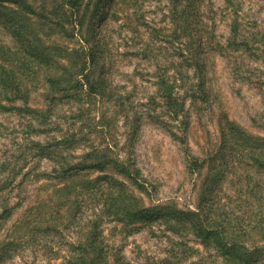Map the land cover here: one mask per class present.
Wrapping results in <instances>:
<instances>
[{
  "label": "rangeland",
  "instance_id": "1",
  "mask_svg": "<svg viewBox=\"0 0 264 264\" xmlns=\"http://www.w3.org/2000/svg\"><path fill=\"white\" fill-rule=\"evenodd\" d=\"M76 1L80 8L76 18L70 17L75 21L87 14L83 31L74 37H58L39 16L56 2L18 0L20 8L33 14L28 20L29 33L43 37L48 33L69 48H79L84 41L106 64L108 92L113 97L105 92L85 104L62 103L52 121L60 131L89 133L87 143L67 154L73 163L87 151L108 152L109 148L113 152L110 157L133 164L147 192L112 165L103 171L91 168L79 174L56 173L55 169L60 170L58 164L36 157L35 151L29 149V141H52L64 132L28 135V124L38 126L36 120L25 114L0 112V167L10 164V169L0 174V184L16 165L23 164L17 156L27 154L30 159L24 168L30 175L24 178L22 171L13 184L0 192V214L4 204L12 208V215L3 221L0 242L15 239L16 244L26 247L4 264H59L69 257L70 243L79 241L81 228L94 214L102 212L110 190L117 193L110 180L98 177L109 175L123 182L125 189L140 197L145 206L170 204L196 210L204 196L207 173L226 175L223 189L231 195L244 185L249 166L239 162L237 132L258 142L264 139V0H125L123 10L118 12L120 18L109 16L93 39L87 33V24L94 0ZM97 5L99 14L105 8L110 11L105 0L97 1ZM64 9L71 15L69 5ZM236 24L240 42L233 44L232 28ZM1 37L6 45L13 46V37L0 22ZM161 75L165 85L172 86L176 96L173 107L178 112L171 113L173 108L165 104ZM192 90L202 93V97L193 99ZM31 97L30 106L42 99L39 92H33ZM178 103H182L180 108ZM79 108L89 109L77 117ZM192 157L204 165L201 170L189 171ZM238 176L242 184L232 187L230 182L237 183ZM80 193H84L86 202L81 210L76 208V202L81 203L83 197ZM97 196L102 200L94 199ZM40 219L45 220L43 226L59 231L39 232L32 238L30 234ZM101 228L108 248L113 253L122 248L123 259L130 264H174L167 253L169 236L181 238L162 224L129 233L130 228L122 222L109 220ZM182 239L200 250L191 260L208 255L216 260L215 264L221 263L215 251H205L192 234Z\"/></svg>",
  "mask_w": 264,
  "mask_h": 264
},
{
  "label": "trees",
  "instance_id": "2",
  "mask_svg": "<svg viewBox=\"0 0 264 264\" xmlns=\"http://www.w3.org/2000/svg\"><path fill=\"white\" fill-rule=\"evenodd\" d=\"M43 1L47 3V0ZM53 1L58 5H54L47 13L39 15L41 19L46 20L49 30L58 37H74L76 32L80 35L79 32L83 31V20L87 14H83L82 19L71 20L70 16L74 15L76 18L75 12L80 8L76 7L77 1L64 0L61 3L59 0ZM97 1L94 0L90 8L91 13L87 24V33L92 39L95 31L109 16L115 20L120 18L121 15L118 12L123 10L125 2V0H105L106 7H109L110 11L104 7L103 12L99 14ZM15 4H18V0H0V22L13 37L14 42L13 46H8L3 42L2 37L0 38V112L25 114L36 120L38 126L32 122L28 124V135H41L52 132L51 130L60 131L58 125L52 121L57 113V106L71 102L85 104L99 94L109 93L110 87L108 88V80L105 77L106 64L100 61L97 51L84 45V41H81L82 46L79 48H69L51 39L48 33L46 37L29 33L28 20L33 14L27 13L24 8L19 7V4L18 6ZM66 5H69L71 15L62 11ZM60 14L66 16L60 18ZM232 31L234 33L232 42L237 44L240 42L237 41L239 33L237 24L233 26ZM88 41L86 39V42ZM145 52L143 51L144 54ZM162 85L167 101L165 104L173 108L171 113L178 112L179 109L173 107L176 96L172 86L165 85L163 75L160 77V86ZM113 90L114 88H111V91ZM33 92H39L42 99L30 106ZM197 92L199 91L192 90L190 96L193 99L202 97L203 94ZM108 97H113V93L110 92ZM18 100L22 101V104H17ZM46 104L47 107H44ZM181 104L178 103L179 108ZM86 109L89 108H79L76 116L83 115ZM161 116L164 115H160V118ZM60 132L64 133L58 137L54 136L52 141L44 143L34 139L29 141L31 143L29 149L35 151L36 157L48 158L58 164L60 170L55 169L56 173L79 174L82 170L91 168L103 171L107 166L112 165L118 172L129 178L132 184L147 192L145 183L138 179L133 164L110 157V153L113 152L109 148L108 152L95 149L87 151L80 155V161L73 163L67 154L79 148L83 142L87 143L90 140L89 133ZM237 136L240 138L238 141L239 162L249 166L244 185L235 190L232 188L235 194L231 195L223 189L226 175L207 173L203 182L204 196L196 210L181 209L170 204L145 206L140 197L125 189L123 182L113 179L112 176L109 178V175L98 177V179L105 177L110 180L111 186L115 187L117 193L110 190L109 198L103 201L102 212L94 214L93 218L89 219V223L81 228L82 235L79 241L70 243V256L59 264H130L123 259L120 252L122 248L119 247L113 253L104 240L101 225L109 220L122 222L124 226L130 228L129 233L134 229L157 223L164 225L167 231L181 238V240H175L169 236L171 245L167 253L174 264H215L216 260L209 259L208 255L196 260L190 259L194 254H200V250L182 239L189 234L199 240L205 251L214 250L221 261L220 264H264V139H259L258 142L240 131L237 132ZM17 159H22L23 164L16 165L11 175L0 184V192L10 183L13 184L16 176L24 171L30 161L27 154L22 157L17 156ZM195 160L196 158L192 157L188 165L190 172L204 167ZM9 169L10 164L3 163L0 174ZM250 171H253V174ZM29 173L30 171H24L23 177L26 178L30 175ZM40 176L42 173L38 174L37 178ZM91 182L87 181L88 184ZM237 184H242L240 176L237 183L230 182L232 187ZM80 195L83 197L81 203L76 202V208L81 210L86 202H84V193ZM96 198L102 200L98 196L94 197ZM2 209L0 230L3 227V221L12 215V208L7 204H4ZM44 221L40 219L39 225H35L33 234H30L32 238L39 232L59 231V228H53L50 225L43 226ZM258 238L262 240L259 241ZM15 242V239L0 242V264H4L9 258H13L16 252L26 248L23 243Z\"/></svg>",
  "mask_w": 264,
  "mask_h": 264
}]
</instances>
